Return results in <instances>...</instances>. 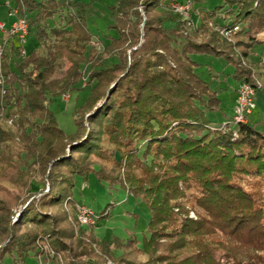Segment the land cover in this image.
I'll return each mask as SVG.
<instances>
[{
	"label": "trees",
	"instance_id": "trees-1",
	"mask_svg": "<svg viewBox=\"0 0 264 264\" xmlns=\"http://www.w3.org/2000/svg\"><path fill=\"white\" fill-rule=\"evenodd\" d=\"M174 1L117 0L118 37L101 51L87 28L91 4L10 0L40 47L23 55L12 39L0 59V264L36 260L45 237L53 254L43 264H264V132L252 115L235 128L211 124L221 100L193 59L225 58L239 85L254 83L264 71L249 61L262 43L264 0L199 10L196 27ZM82 65L92 92L67 135L49 106L78 88ZM91 175L147 205L141 245L77 235L63 208H75L76 184ZM35 179L43 188L32 192Z\"/></svg>",
	"mask_w": 264,
	"mask_h": 264
},
{
	"label": "rangeland",
	"instance_id": "rangeland-1",
	"mask_svg": "<svg viewBox=\"0 0 264 264\" xmlns=\"http://www.w3.org/2000/svg\"><path fill=\"white\" fill-rule=\"evenodd\" d=\"M7 1L10 0H0L1 22L8 21L7 9L3 7V4ZM71 1L85 5L91 4L90 9L86 14L87 28L94 36V44L96 46L99 45L100 50L103 51L107 45L111 43L113 38L118 37L117 30L112 27L115 23V19L110 10L112 6L117 4V0ZM176 1L185 2L187 0ZM224 1L225 0L195 1L194 4H192V16L194 21L196 22L199 18V10L211 11L218 6L223 5ZM172 11L174 10L172 9ZM58 19L59 17L57 16L53 21L59 23ZM53 21L50 22L51 25L53 24ZM189 25H192L193 27L197 26L196 24H190V21ZM259 36L262 43L255 46L253 53L249 57V61L256 64H258L259 61L264 63V32ZM39 47L40 43L33 35H31L25 44L27 53L30 54ZM193 59L199 64L196 72L210 84L212 90L218 92V97L221 100V110L209 112L208 118L213 126H221L225 121L232 119L234 116V90L239 87L238 81L233 76L234 67L233 65L228 64L225 58L208 54H195L193 55ZM115 61V59H109L108 63L111 64ZM82 70L85 74V79L79 84L75 91L70 93V97L67 100H63L62 96L54 97L49 106L50 110L56 117L58 126L67 135H74L78 131V126L76 124L77 111L87 105L92 92L91 87L86 86L89 66L82 65ZM255 71L257 74L253 75L254 80H261L264 85L263 69L257 68ZM256 103L257 108L253 112L250 120L256 125L259 131L264 132V88L257 93ZM231 126L233 128V125L230 124L225 129L228 127L231 128ZM36 180L37 179L32 183V192L40 191L43 188V185L39 184L37 182L38 180ZM48 189L49 185L46 182L45 191H48ZM74 198L78 201L75 208L73 209L66 201L63 209L69 214V220L76 224L77 235L78 230L81 228L85 230L87 237H89V234L93 231L96 238L101 242H114L116 239L122 242H127L131 237H135L140 245L143 243L145 237H149L148 221L150 211L147 205L140 199L137 200L129 196L125 189L119 185L110 186L106 182L98 181L94 175H91L87 182L78 180L74 190ZM80 204L85 205L95 213L96 217L91 224L84 225L80 222L78 215V206H80ZM104 211H106L107 216L98 219ZM17 216L18 214L13 217V222L17 220ZM190 217L194 218L196 217V214L192 211ZM25 228L26 230L37 229V227L32 224L26 225ZM39 244V251L42 255H38L36 260L32 257L28 258L27 264H43L45 256L53 254V251L51 250L52 248L46 237L43 239V243L40 242ZM112 249L116 255L121 254V251L119 249L115 250L114 246H112ZM221 254L222 253L218 251L216 252L215 257L219 258ZM58 257L60 260L62 259L60 255ZM37 260H39V263ZM3 264L11 263L7 258L4 260ZM105 264L116 263L110 258H107V263Z\"/></svg>",
	"mask_w": 264,
	"mask_h": 264
},
{
	"label": "built area",
	"instance_id": "built-area-1",
	"mask_svg": "<svg viewBox=\"0 0 264 264\" xmlns=\"http://www.w3.org/2000/svg\"><path fill=\"white\" fill-rule=\"evenodd\" d=\"M7 6L10 8L9 15L14 17V20L10 25L5 22H0V31L3 33L0 42V59L4 56L7 46L12 39H16L20 45L25 46L29 36V22L26 15L21 11L20 8H13L11 2L9 1ZM171 8L180 13L185 19L190 20V24H194L192 20V3L190 2H172ZM226 37H229L230 32L223 30L221 32ZM100 49V46H97ZM22 54H26V50L23 48L21 50ZM0 83L2 79L0 78ZM264 85L261 80L256 79L254 83L244 82L237 88V98L234 108V116L232 119L225 121L221 127L226 128L228 125H237L247 123L250 116L253 114L257 108L256 97L257 93L263 89ZM70 94L63 95V100H67ZM79 220L82 224H91L94 220L95 213L86 207L85 205L78 206Z\"/></svg>",
	"mask_w": 264,
	"mask_h": 264
},
{
	"label": "crops",
	"instance_id": "crops-1",
	"mask_svg": "<svg viewBox=\"0 0 264 264\" xmlns=\"http://www.w3.org/2000/svg\"><path fill=\"white\" fill-rule=\"evenodd\" d=\"M176 1V0H175ZM189 0H187V1H185V2H188ZM8 2L9 1H7L5 4H3V7H5L6 9H7V18H8V21L7 22H5L7 25H10L11 23H12V21L14 20V17L13 16H10L9 15V12H10V8L7 6V4H8ZM177 2H179V1H177ZM180 2H182V1H180ZM1 22V21H0ZM3 35V33L0 31V36H2ZM30 37V36H29ZM260 37V36H259ZM259 40H260V38H259ZM261 41V40H260ZM25 47V46H24ZM26 50V49H25ZM27 52V51H26ZM238 88V87H237ZM237 88L234 90V95H235V100H234V105H233V109L235 108V104H236V98H237V93H236V90H237Z\"/></svg>",
	"mask_w": 264,
	"mask_h": 264
}]
</instances>
